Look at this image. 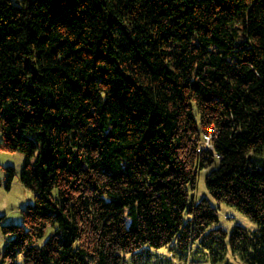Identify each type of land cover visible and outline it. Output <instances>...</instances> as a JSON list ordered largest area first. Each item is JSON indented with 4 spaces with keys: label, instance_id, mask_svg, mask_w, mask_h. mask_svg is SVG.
<instances>
[{
    "label": "trees",
    "instance_id": "trees-1",
    "mask_svg": "<svg viewBox=\"0 0 264 264\" xmlns=\"http://www.w3.org/2000/svg\"><path fill=\"white\" fill-rule=\"evenodd\" d=\"M19 1L0 0V150L25 154L33 201L0 225V264H121L193 240L264 264L248 156L264 154V0ZM214 163L210 199L187 206ZM219 202L256 229L227 234Z\"/></svg>",
    "mask_w": 264,
    "mask_h": 264
},
{
    "label": "rangeland",
    "instance_id": "rangeland-1",
    "mask_svg": "<svg viewBox=\"0 0 264 264\" xmlns=\"http://www.w3.org/2000/svg\"><path fill=\"white\" fill-rule=\"evenodd\" d=\"M12 2L19 4L20 1L12 0ZM194 111L198 122V113L196 109ZM208 138V135H203V146L209 147ZM248 156L252 161V165L250 166L264 169V154L249 153ZM25 158V154L18 150H0V225L4 223H21V211L26 208L28 203L33 201L32 191L22 185L19 180V174ZM215 165L216 163L206 168H199L194 187H191L189 183L187 184V206L190 203H197L202 197L210 199L204 184V177L211 167ZM216 210L218 225L222 226L227 231V234L237 224L242 225L248 230H253L257 227L254 221L234 206L219 202L217 203ZM188 217L189 213H187L186 208L183 212V220L185 221ZM50 230L51 227H48L43 240L46 239ZM9 237L10 235L4 234L0 227V249L4 247ZM124 258L125 260L121 264H249L240 257L233 255L229 248L226 249L221 259L214 261L210 252L201 247L196 240L189 242L185 248L172 243L162 248L151 247L149 252L126 253Z\"/></svg>",
    "mask_w": 264,
    "mask_h": 264
}]
</instances>
